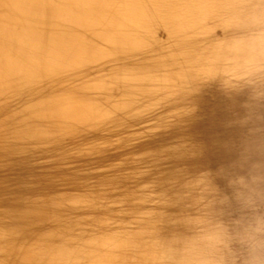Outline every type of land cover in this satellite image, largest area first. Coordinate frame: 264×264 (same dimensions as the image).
I'll return each instance as SVG.
<instances>
[{
	"label": "bare ground",
	"instance_id": "obj_1",
	"mask_svg": "<svg viewBox=\"0 0 264 264\" xmlns=\"http://www.w3.org/2000/svg\"><path fill=\"white\" fill-rule=\"evenodd\" d=\"M0 264H264V0H0Z\"/></svg>",
	"mask_w": 264,
	"mask_h": 264
}]
</instances>
